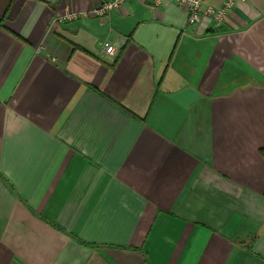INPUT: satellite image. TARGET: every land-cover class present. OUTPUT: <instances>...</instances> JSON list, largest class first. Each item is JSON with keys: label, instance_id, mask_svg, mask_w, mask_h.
Returning <instances> with one entry per match:
<instances>
[{"label": "crops", "instance_id": "obj_1", "mask_svg": "<svg viewBox=\"0 0 264 264\" xmlns=\"http://www.w3.org/2000/svg\"><path fill=\"white\" fill-rule=\"evenodd\" d=\"M108 1L0 0V264H264V0Z\"/></svg>", "mask_w": 264, "mask_h": 264}, {"label": "built area", "instance_id": "obj_2", "mask_svg": "<svg viewBox=\"0 0 264 264\" xmlns=\"http://www.w3.org/2000/svg\"><path fill=\"white\" fill-rule=\"evenodd\" d=\"M129 0H111L101 3L93 12L102 16L104 13L118 8L121 4L128 2ZM151 2L154 6L161 4L163 0H145ZM185 9L187 14L188 24L197 23L201 18L208 17L216 24L222 22L228 13L236 6L238 2L245 0H216L217 6H212L206 3V0H168ZM82 13L65 10V12L57 19L59 22H70L76 20ZM102 52L106 56H115L116 50L108 42L102 44Z\"/></svg>", "mask_w": 264, "mask_h": 264}]
</instances>
